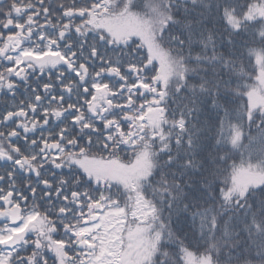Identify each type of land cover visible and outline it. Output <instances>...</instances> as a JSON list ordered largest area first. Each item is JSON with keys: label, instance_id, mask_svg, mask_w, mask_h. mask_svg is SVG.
Masks as SVG:
<instances>
[{"label": "snow or ice", "instance_id": "1", "mask_svg": "<svg viewBox=\"0 0 264 264\" xmlns=\"http://www.w3.org/2000/svg\"><path fill=\"white\" fill-rule=\"evenodd\" d=\"M206 145L193 211L161 165ZM257 191L264 0H0V264H217Z\"/></svg>", "mask_w": 264, "mask_h": 264}, {"label": "trees", "instance_id": "2", "mask_svg": "<svg viewBox=\"0 0 264 264\" xmlns=\"http://www.w3.org/2000/svg\"><path fill=\"white\" fill-rule=\"evenodd\" d=\"M183 0H176L177 8H181ZM193 22L197 19L195 14L191 17ZM210 103V102H209ZM203 117L201 116V119ZM193 123L197 124L199 127V122L196 117H193ZM210 145L205 146V150L198 151L194 157L186 156L183 151H181L178 156L174 157L172 164H162L161 176H167L172 180H178L185 185L184 199L189 202V207L196 205V208H192L193 211L198 210L201 204L209 196V193L204 192L201 187V181L203 177V169H186L184 167L185 159H195L199 161L200 164H207L206 150ZM161 161L165 159V156L161 154ZM236 162L240 160V153L236 154ZM252 162H256L253 160ZM264 196V192L257 191L255 193H250L249 202L253 205L261 203L260 197ZM164 215L168 216L170 210L168 208L162 209ZM246 209H238V216L229 225V231L232 233L229 241L225 242L223 237L220 238L221 242L218 245V253L214 254V259L217 264H264V232H257L255 228L251 226V221L248 216L245 215ZM191 215L186 212H180L178 214H171V227L173 231L177 228L183 227L184 234L190 237L189 242L192 247L190 250H195L196 241L191 239ZM238 232V236L235 233ZM219 235V234H217ZM197 238H199V232L197 233ZM231 245V246H229ZM187 247V244L185 245ZM175 247V245H173ZM179 249H177V252ZM207 245L201 241L200 252H207Z\"/></svg>", "mask_w": 264, "mask_h": 264}]
</instances>
